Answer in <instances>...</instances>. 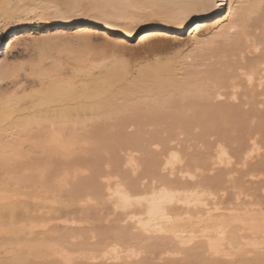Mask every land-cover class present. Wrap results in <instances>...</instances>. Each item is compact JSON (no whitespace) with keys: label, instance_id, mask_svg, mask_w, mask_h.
Here are the masks:
<instances>
[{"label":"bare ground","instance_id":"6f19581e","mask_svg":"<svg viewBox=\"0 0 264 264\" xmlns=\"http://www.w3.org/2000/svg\"><path fill=\"white\" fill-rule=\"evenodd\" d=\"M27 18L86 29L0 42V264H264V0Z\"/></svg>","mask_w":264,"mask_h":264},{"label":"rangeland","instance_id":"374dc122","mask_svg":"<svg viewBox=\"0 0 264 264\" xmlns=\"http://www.w3.org/2000/svg\"><path fill=\"white\" fill-rule=\"evenodd\" d=\"M13 27H15V31L17 35L13 36L9 30H4L0 32V42L6 43L9 42L11 46H13L10 50L7 51V54L12 59H22L28 54V47L25 43L17 41L18 39H22L24 36H27V32L33 34L35 36H42L46 34L54 35L61 31L64 33H82L85 32L86 27L81 26H73L71 28H61L55 25L53 22H45L40 21L33 18L24 19L22 22H14ZM64 29V30H63ZM69 29V30H68ZM81 29V30H80ZM84 29V30H83ZM96 36H99L101 39V34L98 33ZM114 38L116 35H112ZM140 41V39H136L133 41L132 45H136ZM6 52L3 54L5 56Z\"/></svg>","mask_w":264,"mask_h":264}]
</instances>
